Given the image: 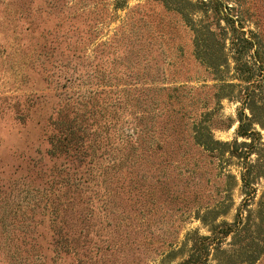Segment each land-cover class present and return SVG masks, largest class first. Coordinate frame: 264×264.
Instances as JSON below:
<instances>
[{
    "label": "rangeland",
    "instance_id": "obj_1",
    "mask_svg": "<svg viewBox=\"0 0 264 264\" xmlns=\"http://www.w3.org/2000/svg\"><path fill=\"white\" fill-rule=\"evenodd\" d=\"M242 33L263 59L264 0H0V264H264V164L246 195L202 144Z\"/></svg>",
    "mask_w": 264,
    "mask_h": 264
},
{
    "label": "trees",
    "instance_id": "obj_2",
    "mask_svg": "<svg viewBox=\"0 0 264 264\" xmlns=\"http://www.w3.org/2000/svg\"><path fill=\"white\" fill-rule=\"evenodd\" d=\"M229 24L237 31L235 20L228 18ZM211 35L214 33L211 32ZM231 38L232 48L235 52L234 59L236 62V77L245 81L246 85H240L239 102L237 108L238 125L235 131V137L231 141L216 140L213 137H207L202 144L212 152H217L219 159L228 158L237 162L239 166V179L243 186V192L246 195H252L257 191L255 187L256 180L261 176L260 169L264 164V57H260L259 36L255 35L253 39L245 36ZM237 39L244 42L242 47H238ZM198 47V39L195 44ZM208 47L210 45H203ZM255 46L256 50L251 55L255 62L254 67L247 65L246 60L242 58V51L245 48ZM196 47V48H197ZM234 54V53H233ZM237 54V55H236ZM256 65V66H255ZM213 67L219 68V63H213ZM255 71H258L255 75ZM257 76L259 78L253 79ZM234 86V85H232ZM59 147L65 151L74 152L77 156L84 154L82 151L81 137L72 129L68 131L65 137L57 140ZM237 180V175H232Z\"/></svg>",
    "mask_w": 264,
    "mask_h": 264
}]
</instances>
